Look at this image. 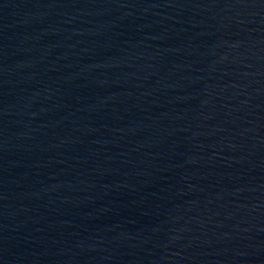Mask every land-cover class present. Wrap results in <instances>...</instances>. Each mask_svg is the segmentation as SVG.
Here are the masks:
<instances>
[{
	"label": "water",
	"instance_id": "obj_1",
	"mask_svg": "<svg viewBox=\"0 0 264 264\" xmlns=\"http://www.w3.org/2000/svg\"><path fill=\"white\" fill-rule=\"evenodd\" d=\"M0 264H264V0H0Z\"/></svg>",
	"mask_w": 264,
	"mask_h": 264
}]
</instances>
